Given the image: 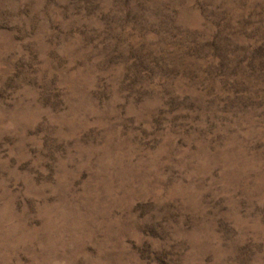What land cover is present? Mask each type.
Here are the masks:
<instances>
[{
    "label": "rangeland",
    "instance_id": "rangeland-1",
    "mask_svg": "<svg viewBox=\"0 0 264 264\" xmlns=\"http://www.w3.org/2000/svg\"><path fill=\"white\" fill-rule=\"evenodd\" d=\"M0 264H264V0H0Z\"/></svg>",
    "mask_w": 264,
    "mask_h": 264
}]
</instances>
